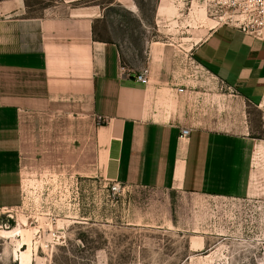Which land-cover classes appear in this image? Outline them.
<instances>
[{
	"label": "crops",
	"instance_id": "obj_1",
	"mask_svg": "<svg viewBox=\"0 0 264 264\" xmlns=\"http://www.w3.org/2000/svg\"><path fill=\"white\" fill-rule=\"evenodd\" d=\"M102 18L93 6L32 17L24 0H0V208L19 204L33 170L264 210V40L219 25L184 67L158 55L143 85L118 43L95 38Z\"/></svg>",
	"mask_w": 264,
	"mask_h": 264
},
{
	"label": "rangeland",
	"instance_id": "obj_2",
	"mask_svg": "<svg viewBox=\"0 0 264 264\" xmlns=\"http://www.w3.org/2000/svg\"><path fill=\"white\" fill-rule=\"evenodd\" d=\"M24 1L32 17L95 7V38L118 43L122 67L137 72L164 53L169 67L191 63L238 0ZM251 115L256 128L259 111ZM56 175L24 170L19 204L0 208V264H264V210L254 200L122 184L114 193L65 174L59 196Z\"/></svg>",
	"mask_w": 264,
	"mask_h": 264
},
{
	"label": "built area",
	"instance_id": "obj_3",
	"mask_svg": "<svg viewBox=\"0 0 264 264\" xmlns=\"http://www.w3.org/2000/svg\"><path fill=\"white\" fill-rule=\"evenodd\" d=\"M233 7L235 8V14L228 21L223 22L221 25H226L235 28L245 34H248L255 39L264 40V0H238L233 2ZM150 69L148 67H142L135 74V80L143 85L149 82ZM264 129V123H263ZM190 133L189 129H182L180 135L182 137H187ZM55 179V193L61 195L62 190V180L66 178L67 180H73L74 177L70 175L64 176V174L56 175ZM23 183V180H22ZM21 183V193L23 184ZM104 187L110 192H117L120 190L121 186L119 183H104ZM53 194V192H52ZM45 195L44 191H41L40 196ZM50 196L46 195L45 199Z\"/></svg>",
	"mask_w": 264,
	"mask_h": 264
},
{
	"label": "bare ground",
	"instance_id": "obj_4",
	"mask_svg": "<svg viewBox=\"0 0 264 264\" xmlns=\"http://www.w3.org/2000/svg\"><path fill=\"white\" fill-rule=\"evenodd\" d=\"M17 230H18V229H14V230H12L13 232H12V231H7V234H10V233H11V234H12V233H15Z\"/></svg>",
	"mask_w": 264,
	"mask_h": 264
}]
</instances>
